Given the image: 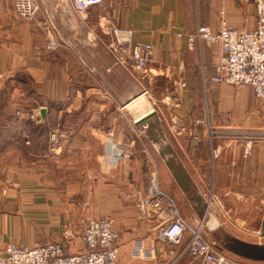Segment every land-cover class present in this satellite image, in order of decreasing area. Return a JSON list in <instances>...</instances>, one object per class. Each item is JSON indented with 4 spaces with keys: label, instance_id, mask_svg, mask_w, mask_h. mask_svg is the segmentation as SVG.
Wrapping results in <instances>:
<instances>
[{
    "label": "crops",
    "instance_id": "0c3cea01",
    "mask_svg": "<svg viewBox=\"0 0 264 264\" xmlns=\"http://www.w3.org/2000/svg\"><path fill=\"white\" fill-rule=\"evenodd\" d=\"M14 2L0 0V249L11 243L58 242L69 254L81 253L86 249V221L108 216L119 234L120 264H203L165 240L155 217L142 219L128 192L133 187L148 190L155 173L185 217H201L202 202L194 195L199 192L206 202L207 184L198 179L208 165L197 159L190 136L182 149L181 137L165 128L170 119L190 124L203 120L202 75L215 73L217 46L189 48V35L198 25L217 30L222 16L239 30L254 29L253 0H102L88 11L86 21L69 0L57 1L58 6L53 0L57 24L40 13L20 17ZM55 26L64 30L68 45L55 48L60 42L52 38ZM113 26L131 28L134 40L154 45L146 71L113 66L108 47ZM121 80L117 86L125 91L137 86L154 106L165 105L162 112L155 107L161 132L187 172L188 190L159 153L151 127L124 112L112 87ZM42 108L46 118L31 121L28 113ZM8 109L15 111L9 114ZM207 112L216 131L264 129V99L250 85L214 86L207 94ZM216 138L224 140L215 168L216 188L264 184V140L255 142L248 156L239 135ZM223 204L212 209L230 233L262 242L256 238L264 237L259 234L264 230V200L238 197ZM138 245L151 254H138ZM236 257L240 264H264Z\"/></svg>",
    "mask_w": 264,
    "mask_h": 264
},
{
    "label": "built area",
    "instance_id": "2783aa9c",
    "mask_svg": "<svg viewBox=\"0 0 264 264\" xmlns=\"http://www.w3.org/2000/svg\"><path fill=\"white\" fill-rule=\"evenodd\" d=\"M69 3L80 18L86 19L88 11L101 4L102 0H69ZM253 3L256 10L254 29L239 30L222 16L217 30L208 25H198L189 35L188 45L189 48L202 43L217 46L215 73L207 76L203 72L204 85L211 88L221 83L250 85L255 95L264 99V0H253ZM14 8L22 18H34L38 11L34 0H15ZM109 34V50L123 67L142 71L148 69L154 55L152 43L134 40V30L131 28L113 26ZM49 46L54 48L53 43H49ZM178 68L184 71V64L180 63ZM181 84L186 85L185 82ZM18 115H22V112H18ZM29 118L36 121L37 112L32 110ZM172 122L171 128L176 135H182L187 130V124L181 126L174 119ZM196 123L200 125L202 121ZM191 130L190 126L188 131ZM210 133L211 140L218 136L239 135L238 141L248 156L253 154L254 143L264 140V129L216 131L211 127ZM193 134L197 144L199 136L196 129ZM53 138L56 140L55 135ZM212 153L215 159L220 149L213 147ZM203 193L211 209L221 206L215 195L209 191ZM128 194L140 217L145 220L155 217L161 236L170 244L181 247V254L188 253L201 259L203 264H240L239 259L224 252L209 236L205 228V217L191 219L181 213L177 200L162 188L155 173L151 176V187L148 190L133 187ZM259 234L263 236L264 230ZM84 240L86 249L77 254L67 253L65 246L57 242H38L30 246L11 243L0 249V264H120L119 234L113 221L89 220L85 225ZM136 250L140 255L151 254L141 245ZM168 264H175V261Z\"/></svg>",
    "mask_w": 264,
    "mask_h": 264
},
{
    "label": "water",
    "instance_id": "95a60500",
    "mask_svg": "<svg viewBox=\"0 0 264 264\" xmlns=\"http://www.w3.org/2000/svg\"><path fill=\"white\" fill-rule=\"evenodd\" d=\"M87 37L93 39L91 34ZM76 46V45H75ZM113 66L123 67L113 56ZM122 80L113 84L114 91L119 94L122 104L125 106L128 114L133 120H137L139 125L147 124L152 129L154 143L165 160L168 168L174 175L177 182L184 190L189 189L190 179L182 164L174 156L173 149L161 132L157 111L152 101L147 97L145 90L135 86L134 90L125 91L121 86ZM42 120L46 118V109L40 110ZM196 202L201 203L198 209L202 217H205L206 230L211 234L214 241L225 251L240 258L251 261L264 262V243L251 242L241 239L230 233L220 222L216 213L209 207L207 201L203 203V196L197 192L194 195Z\"/></svg>",
    "mask_w": 264,
    "mask_h": 264
},
{
    "label": "rangeland",
    "instance_id": "374dc122",
    "mask_svg": "<svg viewBox=\"0 0 264 264\" xmlns=\"http://www.w3.org/2000/svg\"><path fill=\"white\" fill-rule=\"evenodd\" d=\"M34 1L38 5V11H37L36 15L40 13L42 16H45L46 18L49 17L50 19L53 20L52 23L55 24L56 23V20H55V23H54V18L57 19L58 17L56 16L57 13H55V10L54 9H53V11L51 10L52 7L50 5H53V3H52L53 0H34ZM57 1H59V3H60V0H55V2H56L55 4H57ZM57 6H58V4H57ZM82 20L83 21H86L87 18L86 19H82ZM53 33H54V35H53L52 38L55 41H60V42H56L58 44L56 45L55 48H57V47L60 48V46H63L64 44H67L68 45V41H67L68 40L67 39L68 37L65 36L64 30L61 29V27L55 26V29L53 30ZM66 33H67V30H66ZM55 48H51V49H55ZM207 87H208V85H204V91L202 93L201 117H202L203 120L196 119L193 122H191V124L189 123V121L184 122V120H183V123H179V121H178V124H180L181 126L186 125V124L188 125L187 130L184 131V133L182 135H178V138L181 137V140L180 141H182V143L180 144V147L182 149L186 148L187 144L189 143V142L186 141V139H188L189 136L192 138V143H193L192 145L193 146H191V148H193V150H195L194 152H196V151L198 152L197 153V156H198L197 159H199L202 163H204V166H207L208 165L207 171H205L203 174L200 173V176H199V179L198 180L200 181V184L201 183L202 184L203 183L204 184H207L206 187L204 188V191L205 192H208L209 191L210 194L215 195L218 198L219 202L223 206H224V204H223V200L224 199H231V198L233 199V198H238V197L244 198V197H251L252 196V197H255L257 200H259L260 203H261V200H264V184H222V185H224L222 188H216L213 185V184L216 183V170H215V168L217 167L220 153H219L218 157L214 159V160H216L214 162L212 160L214 158L213 153H212V157H210V153L212 152L213 147L219 148L220 151H221L222 150L221 149V146H222L224 140L223 139H217V138H213V140H211V138H210V135H211V133H210L211 124H210V119H209V115H208V112H207V94L210 92V90L212 88L211 87H208L207 88ZM149 91H150V93H153L152 92V89H150ZM152 95L154 97H158L157 94H154L153 93ZM162 105L159 104V102H158L157 104H155L154 107H156V109H158V111L162 112V110L165 108V105L164 104H162ZM159 106H160V108H159ZM34 110L37 112V121H38V119L41 118L40 111L38 109H34ZM18 112H22V111L21 110H18L16 112L17 115H18ZM31 112H32V110L28 113V117H29V114ZM124 112L126 114H128V112H127L126 109L124 110ZM22 115H23V113H22ZM22 115H18V116H22ZM198 120H201L203 122V124L198 126L197 123H196ZM168 123H169V121H168ZM168 123L166 125L165 131H167V129H168L169 132L174 135L175 133L172 131V128H171V126L173 125L172 120L170 119V125ZM190 126H191L192 130L189 132L188 129H189ZM197 126H198V128H197ZM147 127L148 126L146 125V128ZM195 129H196V133L199 136V141H198L197 144L195 143L194 134H193V131ZM54 135H55V138L58 139L57 138V133L54 134ZM141 137H143V136L141 135ZM145 143H147L148 145L151 144L150 141H145ZM190 159H194V158H190ZM195 159H196V157H195ZM186 160L189 161L188 158H186ZM161 166H162V163H161ZM165 167H164V170L167 171L168 169H166ZM196 178H198L197 175H196ZM192 184H195V183H192ZM208 194H206V195H208ZM171 195L175 198V196L173 194H171ZM252 202H254V201H252ZM228 209L229 208H226V211H227L228 214H230L231 212ZM181 213L183 215H185L182 211H181ZM91 219H109V220L113 221L114 226H115V229L117 230V227H116V224L114 222V219L111 218V217H108V216L107 217H97V216H94V217L89 218L86 221V223L89 220H91ZM205 228H206V226H205ZM207 233L209 234L210 237H212L211 234L208 231H207ZM256 239L258 241H262V243H264V237H261V238L258 237ZM227 254H229V255L237 258L233 254H230V253H227ZM256 262H258V261H256Z\"/></svg>",
    "mask_w": 264,
    "mask_h": 264
},
{
    "label": "trees",
    "instance_id": "16d2710c",
    "mask_svg": "<svg viewBox=\"0 0 264 264\" xmlns=\"http://www.w3.org/2000/svg\"><path fill=\"white\" fill-rule=\"evenodd\" d=\"M8 111H9V114H11V112H14L15 110L14 109H8ZM15 115H14V113H13V117H14ZM0 127H1V125H0Z\"/></svg>",
    "mask_w": 264,
    "mask_h": 264
}]
</instances>
